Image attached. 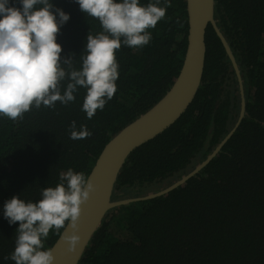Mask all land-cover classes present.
Segmentation results:
<instances>
[{"label": "trees", "instance_id": "1", "mask_svg": "<svg viewBox=\"0 0 264 264\" xmlns=\"http://www.w3.org/2000/svg\"><path fill=\"white\" fill-rule=\"evenodd\" d=\"M70 14L57 42L61 58L82 67L90 32L99 20L77 0H51ZM156 0H140L141 5ZM10 4L20 7L19 0ZM164 18L148 29L147 45L116 50L117 91L88 119L86 89L75 101L33 106L22 119L0 116V264L15 247L19 222L9 224L4 203L13 196L36 202L69 168L89 173L103 145L151 107L170 87L186 47L185 0H170ZM159 6H165L160 0ZM216 25L239 68L244 115L217 154L197 173L168 192L111 208L92 234L77 264H264V0H214ZM39 7V6H38ZM205 59L198 89L182 114L156 136L134 148L123 162L112 199L163 188L190 171L233 127L240 105L230 60L212 26L205 30ZM71 71L67 65H62ZM69 81L62 82L61 93ZM92 135L70 138L71 122ZM58 235L50 230L49 248Z\"/></svg>", "mask_w": 264, "mask_h": 264}, {"label": "clouds", "instance_id": "2", "mask_svg": "<svg viewBox=\"0 0 264 264\" xmlns=\"http://www.w3.org/2000/svg\"><path fill=\"white\" fill-rule=\"evenodd\" d=\"M20 7L10 0H0V116L13 121L22 119L33 106L55 107L57 101L67 105L76 99L80 87L86 89L82 111L91 119L103 110L116 91L119 78L115 52L122 43L130 48L147 45L148 29L164 18L165 6L155 3L141 5L140 0H77L80 10L99 20L102 31L90 32L82 55V67L72 66V56L61 58L62 46L57 42L60 28L70 14L55 7L51 0H19ZM39 6V7H38ZM62 65H67L68 71ZM68 80L61 93L62 82ZM92 132L76 122L70 125V138L85 139ZM54 187H44L41 199L25 201L13 196L4 203V217L9 224L19 222L14 251L4 257L15 264H53L51 248L44 241L50 230L68 242L72 251L80 241L78 234L82 204L97 185L81 172L69 168L60 174ZM70 227L71 232L61 233Z\"/></svg>", "mask_w": 264, "mask_h": 264}, {"label": "water", "instance_id": "3", "mask_svg": "<svg viewBox=\"0 0 264 264\" xmlns=\"http://www.w3.org/2000/svg\"><path fill=\"white\" fill-rule=\"evenodd\" d=\"M214 0H185L187 35L186 47L179 71L169 89L147 110L124 125L103 145L96 157L87 178L98 186L90 199L82 204L78 234L80 241L72 250H68V242L58 235L49 248L53 250V264H77L86 244L100 225L105 214L111 208L131 201L152 198L175 188L203 168L221 149L223 144L238 127L245 111V99L239 68L224 35L216 25L214 18ZM210 24L219 38L235 72L240 105L237 118L228 132L218 144L198 162L190 171L174 180L169 185L147 194L112 199V190L117 174L128 154L146 140L156 136L165 127L173 123L192 101L201 81L205 59V30ZM71 232V228L61 229Z\"/></svg>", "mask_w": 264, "mask_h": 264}]
</instances>
